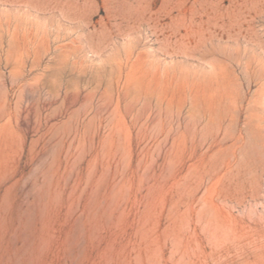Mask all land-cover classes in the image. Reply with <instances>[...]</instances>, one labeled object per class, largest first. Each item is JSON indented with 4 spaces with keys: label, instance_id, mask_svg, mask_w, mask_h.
Masks as SVG:
<instances>
[{
    "label": "rangeland",
    "instance_id": "obj_1",
    "mask_svg": "<svg viewBox=\"0 0 264 264\" xmlns=\"http://www.w3.org/2000/svg\"><path fill=\"white\" fill-rule=\"evenodd\" d=\"M0 264H264V0H0Z\"/></svg>",
    "mask_w": 264,
    "mask_h": 264
}]
</instances>
